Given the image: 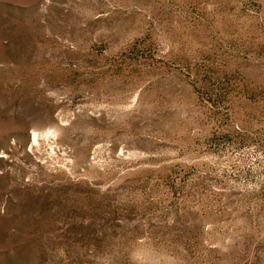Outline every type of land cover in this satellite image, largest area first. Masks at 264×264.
<instances>
[{"label": "rangeland", "instance_id": "obj_1", "mask_svg": "<svg viewBox=\"0 0 264 264\" xmlns=\"http://www.w3.org/2000/svg\"><path fill=\"white\" fill-rule=\"evenodd\" d=\"M0 264H264V0H0Z\"/></svg>", "mask_w": 264, "mask_h": 264}]
</instances>
